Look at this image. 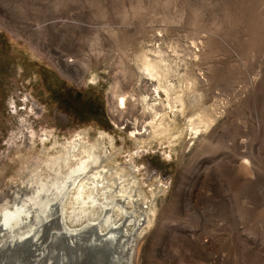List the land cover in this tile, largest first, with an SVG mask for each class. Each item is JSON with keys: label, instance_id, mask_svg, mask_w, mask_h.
Returning a JSON list of instances; mask_svg holds the SVG:
<instances>
[{"label": "rangeland", "instance_id": "obj_1", "mask_svg": "<svg viewBox=\"0 0 264 264\" xmlns=\"http://www.w3.org/2000/svg\"><path fill=\"white\" fill-rule=\"evenodd\" d=\"M147 52L196 113L166 106ZM157 114L145 144L122 130ZM78 132L135 169L131 264H264V0H0V196Z\"/></svg>", "mask_w": 264, "mask_h": 264}, {"label": "bare ground", "instance_id": "obj_2", "mask_svg": "<svg viewBox=\"0 0 264 264\" xmlns=\"http://www.w3.org/2000/svg\"><path fill=\"white\" fill-rule=\"evenodd\" d=\"M143 54L140 66L148 77L157 79V85L169 77L171 69L166 70V60L154 52ZM163 82L157 87L166 97V106L170 108L173 100L180 104L184 116L196 113V92L188 90L183 102L182 94L175 95L173 86L169 87L168 82L164 86ZM117 103L119 108H126L124 97ZM201 113L204 112H198L196 117ZM158 118L157 114L140 127L126 121L122 130L132 140L145 144L160 125ZM84 135L78 132L64 142L53 139L50 149L55 154L45 161L48 176L31 173L0 196V264H131L133 236L147 223L141 211L144 204L135 169L130 164L129 172L124 167L113 170L104 165L111 155L102 149V137L88 144ZM51 137L48 131L42 133L40 153L47 154L45 143ZM130 204L133 210L129 212ZM119 218L121 223L116 221Z\"/></svg>", "mask_w": 264, "mask_h": 264}]
</instances>
